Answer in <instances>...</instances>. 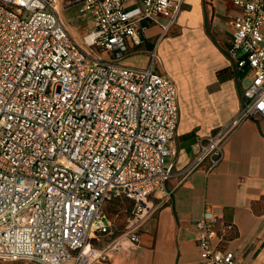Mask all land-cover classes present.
I'll use <instances>...</instances> for the list:
<instances>
[{
	"label": "built area",
	"instance_id": "2783aa9c",
	"mask_svg": "<svg viewBox=\"0 0 264 264\" xmlns=\"http://www.w3.org/2000/svg\"><path fill=\"white\" fill-rule=\"evenodd\" d=\"M237 7L228 54L249 76L244 104L181 172L206 162L208 171L249 118L264 116V0H233ZM79 5L92 29L77 40L62 13ZM185 0H0V261L92 264L139 245L138 229L153 211L150 196L170 194L166 183L178 149V91L155 68L119 61L142 43L159 16L167 31ZM88 37L91 40H88ZM103 52H108L105 55ZM133 202L125 239L99 249L111 234L107 206ZM217 217L195 221L204 264H239L218 247ZM1 264V263H0Z\"/></svg>",
	"mask_w": 264,
	"mask_h": 264
},
{
	"label": "crops",
	"instance_id": "0c3cea01",
	"mask_svg": "<svg viewBox=\"0 0 264 264\" xmlns=\"http://www.w3.org/2000/svg\"><path fill=\"white\" fill-rule=\"evenodd\" d=\"M126 2L133 5L138 0ZM236 8L233 0H185L167 31L163 28L167 19L157 17L143 30L142 43L127 55L141 52L148 61L155 52L156 63L163 60L166 70L156 69L174 80L178 152L168 162L173 164L166 183L170 194L165 198L151 194L154 211L138 229L139 245L92 264H204L195 221L205 210L217 217L220 249L234 251L239 264H264V116L249 118L236 128L225 143L223 159L211 171L204 162L181 174L199 152L200 138L229 121L245 101L249 76L228 54ZM77 16L92 29L89 15ZM62 17L77 40L89 32L70 23L64 12ZM177 63L185 65L186 73L175 68ZM126 201L133 209V202Z\"/></svg>",
	"mask_w": 264,
	"mask_h": 264
},
{
	"label": "rangeland",
	"instance_id": "374dc122",
	"mask_svg": "<svg viewBox=\"0 0 264 264\" xmlns=\"http://www.w3.org/2000/svg\"><path fill=\"white\" fill-rule=\"evenodd\" d=\"M68 1L69 0H63V2L65 3H68ZM78 13L79 5L77 4H73L64 10V15L70 23H73L81 28L83 32H85V30L90 31V26L88 25L89 23H87V20L79 18L77 16ZM103 53L105 55H108V52ZM148 61L144 54H142L141 52H137L133 56H127L121 59L119 62L131 66H144L148 64ZM155 68H157L159 71H164L165 67L163 60H161L159 63H156ZM169 160L170 157H167L166 163H168ZM131 206L132 205H130L129 201H122L120 199H116L109 203V205L107 206V214L112 222V233L101 235L99 237V240H93L92 242L96 247H98L99 249H104L107 248L109 244H112L113 246V244H115V241L119 242L120 240L125 239V236L123 235L126 234L128 230L127 223L128 218L131 216ZM107 251H110L111 254L115 253L113 252V250H111V248H107Z\"/></svg>",
	"mask_w": 264,
	"mask_h": 264
},
{
	"label": "bare ground",
	"instance_id": "6f19581e",
	"mask_svg": "<svg viewBox=\"0 0 264 264\" xmlns=\"http://www.w3.org/2000/svg\"><path fill=\"white\" fill-rule=\"evenodd\" d=\"M88 40L90 41L91 40V38L90 37H88ZM175 68H177V69H179L180 71H182V73H186V67H185V65L183 64V63H177V64H175Z\"/></svg>",
	"mask_w": 264,
	"mask_h": 264
},
{
	"label": "trees",
	"instance_id": "16d2710c",
	"mask_svg": "<svg viewBox=\"0 0 264 264\" xmlns=\"http://www.w3.org/2000/svg\"><path fill=\"white\" fill-rule=\"evenodd\" d=\"M133 214V209H131V215ZM130 218V217H129ZM129 218H128V220H129Z\"/></svg>",
	"mask_w": 264,
	"mask_h": 264
}]
</instances>
